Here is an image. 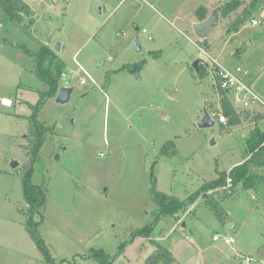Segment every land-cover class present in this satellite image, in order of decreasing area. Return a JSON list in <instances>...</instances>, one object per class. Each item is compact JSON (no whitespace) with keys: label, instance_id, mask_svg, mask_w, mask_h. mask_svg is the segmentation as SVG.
Returning <instances> with one entry per match:
<instances>
[{"label":"rangeland","instance_id":"rangeland-1","mask_svg":"<svg viewBox=\"0 0 264 264\" xmlns=\"http://www.w3.org/2000/svg\"><path fill=\"white\" fill-rule=\"evenodd\" d=\"M194 1L23 0L36 14L31 28L28 18L16 25L0 9V264H47L25 229L27 157L17 145L28 128L18 117L31 114L42 87L15 46L36 51L48 40L68 67L60 86L73 89L66 104L48 100L38 116L50 135L33 165L31 183L44 201L34 220L52 264H145L160 245L175 264H264V183L257 194L238 185L222 199L227 189L199 192L243 161L245 140L264 129V116L218 124L221 92L192 67L200 49L222 66L240 65L264 99V9L253 14L258 26L249 18L238 35L226 32L241 5L199 41ZM204 111L216 114L210 128L198 127ZM167 142L174 156L160 154ZM153 188L184 207L149 227L158 210ZM213 201L222 219L206 205Z\"/></svg>","mask_w":264,"mask_h":264},{"label":"trees","instance_id":"trees-1","mask_svg":"<svg viewBox=\"0 0 264 264\" xmlns=\"http://www.w3.org/2000/svg\"><path fill=\"white\" fill-rule=\"evenodd\" d=\"M240 6L239 0L226 2L220 9L222 17H227L238 10ZM0 9L4 16L16 25H22L24 18H28V23L32 24V10L23 0H0ZM260 9H264V0H250L226 32L237 33L245 21L249 18L252 19L253 14L260 11ZM196 15L200 21H203L206 18V10L200 7L197 9ZM15 48L32 60L31 72L45 87L43 90L38 91V101L30 106L31 114L26 118L28 126L25 138L26 143L25 145H21L20 148L25 153L27 162L22 166L21 184L23 199L30 206L26 213L27 221L25 222V229L37 250L43 255L44 261L47 264H52L48 249L37 230L39 224L34 220L36 212L43 206V193L37 186L31 183V178L33 175V165L38 161V154L50 135V129L38 120V114L44 108L45 103L56 96L60 88V80L65 70V64L60 61L53 50L41 44L36 51L30 50L26 45H18ZM205 73V69L199 66L197 71L198 76L203 78L205 77ZM221 95V109L223 115L227 118L228 125L237 126L241 121L248 118V116H245L241 120L222 92ZM245 141L244 161L234 166L227 173H219L216 180L202 186L199 192H207L217 188L227 189L220 196V199H222L233 197L237 194L238 185L243 191L251 192L252 194H257L261 190L264 183V175L260 174L259 171H264V129L254 128ZM170 149L174 148L171 142H167L160 150V154L166 157L174 156V151L172 153L168 152ZM151 182L153 183L154 181L151 180ZM153 184L155 185V183ZM152 192V201L158 206V210L155 211L156 217L149 227L157 224L161 216L173 215L184 207V203L177 198H171L164 193L155 191L154 188ZM198 193L193 194L192 201L195 200ZM206 205L218 219L223 218V211L217 201L207 203ZM143 236L148 238L149 231L143 234ZM102 262L104 263V261ZM175 263L172 253L161 245L157 246L145 260V264ZM105 264H110L109 259H107Z\"/></svg>","mask_w":264,"mask_h":264},{"label":"built area","instance_id":"built-area-1","mask_svg":"<svg viewBox=\"0 0 264 264\" xmlns=\"http://www.w3.org/2000/svg\"><path fill=\"white\" fill-rule=\"evenodd\" d=\"M259 23L260 22L255 19H252L250 22L252 26H258ZM142 33H147V31L142 29ZM148 39L151 38L149 37ZM198 58L202 60L200 66L205 69L206 74L210 75L216 90L224 94L241 120L245 116H248L247 119L252 121H254L253 119L256 116H264V99L248 82L251 76L249 70L240 65H236L232 68L222 66L214 60H209L208 55L203 49H200ZM62 78L66 80L67 76L62 75ZM80 84H85V80H80ZM213 116H216V114H209L211 120ZM216 121L220 125H227V118L223 115L222 110L217 113ZM218 240V236H213V241ZM225 243L231 244L233 243V239H225Z\"/></svg>","mask_w":264,"mask_h":264},{"label":"crops","instance_id":"crops-1","mask_svg":"<svg viewBox=\"0 0 264 264\" xmlns=\"http://www.w3.org/2000/svg\"><path fill=\"white\" fill-rule=\"evenodd\" d=\"M228 1H230V0H195L194 2H193V4H192V6H191V11H192V13H193V16L191 17V26L193 25V24H195V23H200V22H202V21H200L199 19H198V17H197V15H196V11H197V9L198 8H204L205 10H206V18H208L209 16H210V14L215 10V9H219V11H218V14H220V9H221V7H222V5H224L226 2H228ZM240 2H242V4L241 5H244V8H245V6L247 5V3L250 1V0H239ZM25 3V2H24ZM26 4V3H25ZM241 7V6H240ZM239 7V8H240ZM244 10V9H243ZM242 10V11H243ZM237 11V10H236ZM241 11V12H242ZM241 12H239L240 14H241ZM263 11H262V14L261 15H263ZM239 14V15H240ZM34 15L36 16V14H33V15H31V18L33 19V20H35V17H34ZM238 15V16H239ZM205 18V19H206ZM204 19V20H205ZM218 19L220 20L221 19V21H229V16H227L225 19L224 18H222V17H220V16H218ZM236 19V18H235ZM234 19V20H235ZM252 19H255L254 17H252ZM251 19V20H252ZM43 20V19H42ZM203 20V21H204ZM256 20V19H255ZM36 21V20H35ZM35 21H32V24H29L28 23V26H29V28H31L34 24H36L37 23V21L35 22ZM259 21V20H258ZM234 22V21H233ZM232 22V23H233ZM23 24V23H22ZM28 28V29H29ZM192 28V27H191ZM213 30V29H212ZM29 31H31V33L29 34V37L30 36H32L35 40H38V41H40V37H41V35H38L37 36V34H38V32H37V30H33V35H32V30L31 29H29ZM193 31V30H192ZM239 31H240V29H239ZM239 31L237 32V33H233V34H236V35H238L239 34ZM49 32L50 31H48V34H49ZM211 33V32H210ZM40 44L41 45H44V46H47L48 48H50L51 49V47H50V42H49V40L47 41V42H44V43H41V41H40ZM52 50V49H51ZM9 57L12 59L13 58V54L11 53L10 55H9ZM58 57V56H57ZM15 58V57H14ZM59 58V57H58ZM60 59V58H59ZM60 61H62L61 59H60ZM63 62V61H62ZM64 63V62H63ZM65 64V71H67V64L66 63H64ZM31 66H32V63H31ZM71 72V71H70ZM251 73V72H250ZM62 75H66V74H62ZM251 75H252V73H251ZM62 78V77H61ZM81 80H84V79H81ZM251 81H252V78H251V76H250V78H249V80H248V82L251 84ZM85 83H86V81H85ZM252 85V84H251ZM253 85H254V83H253ZM253 85H252V87H253ZM40 86L42 87V90L45 88L44 87V85L42 84V83H40ZM60 87H62V86H60ZM67 87V86H66ZM254 88V90L256 91V89H255V87H253ZM40 91V90H39ZM261 94V96H262V92H260ZM55 98V97H54ZM54 98H52V99H49V101L50 100H54ZM3 100H7V101H9L8 99H5V98H2L1 99V103H2V105L3 106H5V107H12V103H10V101H9V105H5V104H3ZM38 101V100H37ZM45 105H46V103H45ZM43 110V109H42ZM41 110V111H42ZM40 111V112H41ZM39 112V113H40ZM13 115V114H12ZM38 116H39V114H38ZM28 116H24V117H21V116H19L18 118L19 119H21L22 121H24V122H26L27 123V121H26V118H27ZM246 120H248V119H246ZM255 121V120H254ZM243 121H241V123H242ZM259 121H255V124H257ZM42 123H44L45 124V122H42ZM240 123V124H241ZM239 124V125H240ZM45 126H46V124H45ZM238 126V125H237ZM28 129V128H27ZM261 129V128H260ZM26 135H27V131H26V134L24 135V138H23V140L21 141V143H18L17 145L20 147L21 145H25V141H26ZM244 138H245V136H244ZM25 139V140H24ZM243 161H244V159H243ZM242 161V162H243ZM241 162V163H242ZM240 164V163H239ZM238 165V164H237ZM233 168V167H232ZM260 172V171H259ZM261 174H263L264 175V171H261ZM230 227H232V225H230ZM175 259V258H174ZM175 261H176V259H175Z\"/></svg>","mask_w":264,"mask_h":264},{"label":"water","instance_id":"water-1","mask_svg":"<svg viewBox=\"0 0 264 264\" xmlns=\"http://www.w3.org/2000/svg\"><path fill=\"white\" fill-rule=\"evenodd\" d=\"M218 11H219L218 8L215 9L210 14V16L206 18L204 21L200 23H195L192 25L193 33L199 41H205L207 37L209 36L210 32L212 31V29L214 28V25L218 22ZM31 15H33V13ZM134 49L136 52H140L141 50L138 39H135ZM201 62L202 60L200 58H197L192 63V67L195 69L196 72L198 71V66L200 65ZM72 91L73 89L71 87H66V86L60 87L54 98V101L57 104H61V105L66 104L70 99ZM213 125H214V122L210 119L209 114L206 111H204L202 114L200 123L198 124V127L199 128H210ZM211 144H213V141H211ZM15 166L16 164L14 165V167Z\"/></svg>","mask_w":264,"mask_h":264},{"label":"bare ground","instance_id":"bare-ground-1","mask_svg":"<svg viewBox=\"0 0 264 264\" xmlns=\"http://www.w3.org/2000/svg\"><path fill=\"white\" fill-rule=\"evenodd\" d=\"M3 104L8 105V104H9V101L4 100V101H3Z\"/></svg>","mask_w":264,"mask_h":264}]
</instances>
